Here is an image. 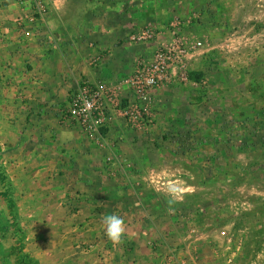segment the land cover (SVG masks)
<instances>
[{"label": "crops", "instance_id": "obj_1", "mask_svg": "<svg viewBox=\"0 0 264 264\" xmlns=\"http://www.w3.org/2000/svg\"><path fill=\"white\" fill-rule=\"evenodd\" d=\"M44 1L40 17L31 0H0V162L16 208L12 220L25 222L18 228L27 237L26 250L37 251L35 264H238L239 246L231 247L227 230L233 222L221 224L217 246L205 245L199 258L184 238L203 229L200 222L188 221L182 231L160 223L163 202L185 206L190 193L175 172L166 173L160 147L124 141L121 122L142 120L121 114L132 102L118 110L110 103L112 79L126 76L161 42L142 46L131 36L144 25L166 27L172 14L173 29L184 24L174 15L182 6L177 0ZM86 79L102 93L111 115L98 138L64 112ZM130 91L119 87L125 99ZM170 184L186 191L173 199L161 190ZM107 214L125 221L120 244L105 236ZM177 234L182 242L164 243Z\"/></svg>", "mask_w": 264, "mask_h": 264}, {"label": "rangeland", "instance_id": "obj_2", "mask_svg": "<svg viewBox=\"0 0 264 264\" xmlns=\"http://www.w3.org/2000/svg\"><path fill=\"white\" fill-rule=\"evenodd\" d=\"M159 2L164 5L166 0ZM176 5L183 10L174 15L184 24L173 29L172 14L166 27L144 25L137 32L152 31L160 41L171 40L172 32L200 40L202 45L184 60L193 83L156 87L146 109H139L143 119L132 125L121 122L123 139L142 149L160 147L166 173L171 169L187 187L188 204L169 206L165 198L160 223L171 228L176 224L182 231L186 222H200L203 229L184 238L193 255L199 258L205 245L213 248L221 224L233 222L227 230L231 247L239 246L237 263L264 264V0H177ZM152 40L136 42L144 46ZM132 70L112 79L115 92L109 101L115 110L136 101L126 83ZM120 85L130 91V98L119 94ZM3 168L0 264H35L37 251L26 250L27 237L18 228L25 222L12 220L16 208L7 195ZM204 231L206 240L200 237ZM180 238L171 235L164 243L182 242Z\"/></svg>", "mask_w": 264, "mask_h": 264}, {"label": "built area", "instance_id": "obj_3", "mask_svg": "<svg viewBox=\"0 0 264 264\" xmlns=\"http://www.w3.org/2000/svg\"><path fill=\"white\" fill-rule=\"evenodd\" d=\"M18 1L22 2L23 0ZM31 3L38 16L46 14L47 7L44 0H31ZM32 16H29L27 20L33 21L34 17ZM153 38V32L148 30L136 31L131 36L132 40L141 42L150 41ZM201 45L200 40L189 39L186 35H177V32H173L171 40L161 41L149 56L139 57L135 61L132 73L126 79L136 101L122 109L121 114L127 116L131 122L139 121L143 119L142 115L138 113L139 109H146L147 100L153 89L175 81L193 83L189 78L184 60L187 55L194 54V50ZM137 103H141L140 106ZM107 109L98 88L83 81L71 95L64 112L77 119L89 133H94L98 138L101 129L106 127L111 120L110 111ZM227 262L235 264L232 259H228ZM180 264L191 263L182 261Z\"/></svg>", "mask_w": 264, "mask_h": 264}, {"label": "clouds", "instance_id": "obj_4", "mask_svg": "<svg viewBox=\"0 0 264 264\" xmlns=\"http://www.w3.org/2000/svg\"><path fill=\"white\" fill-rule=\"evenodd\" d=\"M62 138L71 139V133H62ZM185 191L186 189L178 184H170L167 186V193L173 199L180 198ZM102 222L107 239L114 244H120L126 231L124 219L117 214H107L103 216Z\"/></svg>", "mask_w": 264, "mask_h": 264}, {"label": "trees", "instance_id": "obj_5", "mask_svg": "<svg viewBox=\"0 0 264 264\" xmlns=\"http://www.w3.org/2000/svg\"><path fill=\"white\" fill-rule=\"evenodd\" d=\"M193 76V72L189 73V78H191Z\"/></svg>", "mask_w": 264, "mask_h": 264}]
</instances>
